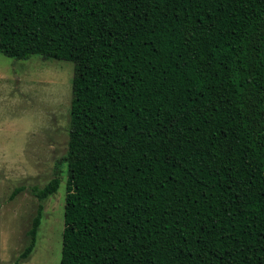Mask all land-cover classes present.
Listing matches in <instances>:
<instances>
[{
	"label": "trees",
	"instance_id": "1",
	"mask_svg": "<svg viewBox=\"0 0 264 264\" xmlns=\"http://www.w3.org/2000/svg\"><path fill=\"white\" fill-rule=\"evenodd\" d=\"M0 52L74 63L60 264H264V0H0Z\"/></svg>",
	"mask_w": 264,
	"mask_h": 264
},
{
	"label": "rangeland",
	"instance_id": "2",
	"mask_svg": "<svg viewBox=\"0 0 264 264\" xmlns=\"http://www.w3.org/2000/svg\"><path fill=\"white\" fill-rule=\"evenodd\" d=\"M73 75L72 61L0 52V264H60L68 178L60 159L68 150ZM59 166L61 185L43 201L37 244L23 260L40 203L32 188Z\"/></svg>",
	"mask_w": 264,
	"mask_h": 264
}]
</instances>
